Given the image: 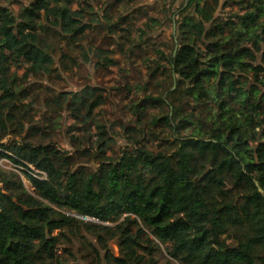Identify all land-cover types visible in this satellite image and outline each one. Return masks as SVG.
I'll return each instance as SVG.
<instances>
[{"label": "trees", "instance_id": "1", "mask_svg": "<svg viewBox=\"0 0 264 264\" xmlns=\"http://www.w3.org/2000/svg\"><path fill=\"white\" fill-rule=\"evenodd\" d=\"M0 1L10 2L0 4V264H83L77 240L108 264H264V0H184L166 11L176 32L160 46L152 38L159 21L145 7L108 23L119 6L135 8L111 0L98 27L111 37L129 26L140 33L134 49H156L154 59L144 53L148 78L128 87L121 128L107 120L100 86H41L42 115V96L27 101L25 81L57 74L59 54L64 70L69 61L81 66L68 50L86 62L94 55L99 67L116 64L90 37V0ZM128 44L118 47L137 56ZM15 67L25 71L19 84ZM65 114L70 133H85L75 153L40 140L42 126L60 129ZM3 160L25 169L32 193Z\"/></svg>", "mask_w": 264, "mask_h": 264}, {"label": "rangeland", "instance_id": "2", "mask_svg": "<svg viewBox=\"0 0 264 264\" xmlns=\"http://www.w3.org/2000/svg\"><path fill=\"white\" fill-rule=\"evenodd\" d=\"M24 4L28 2V0H18ZM227 0H222V3L224 4ZM92 6H93V15L88 16V20H95L94 26H97V29L95 30L93 34L90 35V37L93 40V44H96L100 49L107 50L109 52H113L114 54H109L111 58H113L116 61V64L109 68H103L102 66L99 67L98 65V59L91 55V61L86 62L84 57H82L81 53H73L68 50V54L72 59L74 60L77 58L79 62L81 63V66H75L72 62L69 61L68 68L65 69L61 63L63 60V56L60 54L58 55V60H60V63L58 65L59 71L57 74H55L53 77L48 79H37V78H29L27 81L24 79V73L25 71L19 70L16 67L12 71V78L17 84L21 83L22 81H25V86L32 92V96H30V99H27L28 102H33L35 98L42 96L39 104L36 106V111H38V115H42L45 111L43 107H40L43 103V93L40 91H37L39 87L43 86L44 88H49L51 90H56L57 92H75L78 91L81 88H84L88 85L90 86H100L102 88L107 89L108 91V98H107V104L104 108L106 118L110 122L118 123L117 125L119 128H121L124 124L128 123L130 120V113H129V107L131 104L130 98L133 96L129 95L128 93V87L131 89L136 88L140 83H142L145 79H147V68L146 64L144 63V60L147 58V55L144 54L146 50L150 53V58H153L152 55L154 51L152 50V45L149 47L143 48V53L141 52V48L134 49V45L137 43H140V33L136 31V29H132L131 27H127L129 32H126L125 34L121 35L120 33L116 36L108 37V31L104 28L98 25L100 22L105 18H107L108 14L110 12H106V10L109 7V4L111 3V0H90ZM10 2H1V5L10 6ZM184 5V0H132L131 1V7L135 8L131 11L126 10V7L119 6L117 9H114L113 13L109 15V17L112 19L108 23L116 22L118 18L123 15L124 13L128 15V12H133L136 8H142L145 7L146 11L148 9V17L155 18L159 21V26L156 28V32L152 35L153 42L157 44V46H160L163 42H171L172 41V33H174V23H171L169 17L165 15L168 11V15H172L173 11H177L179 8H181ZM78 5L76 4L75 7ZM14 10L19 11L20 5L15 4L11 6ZM236 9V8H235ZM231 9L227 10L226 13H230ZM146 15H141L138 17L137 20V27L145 29L146 22L145 20ZM105 24V23H104ZM122 36L123 39H119V37ZM155 38V39H154ZM129 41V44L127 47L129 49H134V52L138 54L135 57H132L131 54H129L130 57H128L124 52H122L118 44L120 42ZM145 47V46H144ZM86 49H88V45L86 46ZM127 52V51H126ZM106 57V56H104ZM154 59V58H153ZM140 95V94H139ZM61 127L60 129L54 131L51 128L46 129L47 125H43L41 132L42 134H46V136L40 138L42 143L45 144H56L58 147L62 148L63 150L70 151L72 153H75V149L77 147H80L85 142L83 138H85V133L80 132L75 135V133L69 132V127L74 124L71 117H69L67 114H65L61 118ZM79 137L80 141L73 142V137ZM119 146H125V141L119 140ZM120 149V148H119ZM118 151V150H117ZM81 163H85L86 166H92L93 163L89 161L88 159H83L80 161ZM1 166L4 171H14L15 173L19 174L21 179L24 181V185L26 189L32 193V188L27 180L26 176L24 175L25 169L23 168H15L12 166V164L8 160L1 161ZM79 218V217H78ZM87 222H93L98 224L99 222H96L94 220H88L84 218H80ZM121 220L118 222L120 223ZM116 224H112L111 227L115 226ZM95 245H97L96 240H94L89 234L84 233ZM83 242L82 240L75 241L74 247L75 252H80L81 256L85 255V259L83 257L80 258V261L83 264H108L105 260L102 262H98L95 255L91 254V256L88 255L87 250H83L82 246ZM160 245V244H159ZM73 247V248H74ZM110 247L112 249L113 254L116 257L120 256V250L119 245L117 241H112L110 243ZM162 249L164 250V247L160 245ZM61 248H69L67 245H61ZM62 253V251H61ZM164 256L167 258L163 259V262H168L170 259L167 257L166 254ZM162 258V257H161Z\"/></svg>", "mask_w": 264, "mask_h": 264}, {"label": "water", "instance_id": "3", "mask_svg": "<svg viewBox=\"0 0 264 264\" xmlns=\"http://www.w3.org/2000/svg\"><path fill=\"white\" fill-rule=\"evenodd\" d=\"M175 32H176V27H174V34H175ZM177 49H178V44H177V41H176V51H177ZM259 191L261 193H263V190L261 188H259Z\"/></svg>", "mask_w": 264, "mask_h": 264}, {"label": "built area", "instance_id": "4", "mask_svg": "<svg viewBox=\"0 0 264 264\" xmlns=\"http://www.w3.org/2000/svg\"><path fill=\"white\" fill-rule=\"evenodd\" d=\"M42 175H43V179H46V174L43 173Z\"/></svg>", "mask_w": 264, "mask_h": 264}]
</instances>
